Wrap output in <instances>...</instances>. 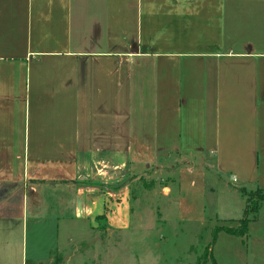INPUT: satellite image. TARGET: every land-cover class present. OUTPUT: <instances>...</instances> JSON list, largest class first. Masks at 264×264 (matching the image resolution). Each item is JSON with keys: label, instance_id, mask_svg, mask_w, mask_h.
I'll return each instance as SVG.
<instances>
[{"label": "crops", "instance_id": "1", "mask_svg": "<svg viewBox=\"0 0 264 264\" xmlns=\"http://www.w3.org/2000/svg\"><path fill=\"white\" fill-rule=\"evenodd\" d=\"M207 156L264 191V0H0V264L46 221L113 220L140 161Z\"/></svg>", "mask_w": 264, "mask_h": 264}, {"label": "rangeland", "instance_id": "2", "mask_svg": "<svg viewBox=\"0 0 264 264\" xmlns=\"http://www.w3.org/2000/svg\"><path fill=\"white\" fill-rule=\"evenodd\" d=\"M145 163L118 175L107 224L50 220L39 232L30 230L28 264H197L217 227L238 228L244 219L245 199L219 184L212 156ZM261 210L248 236L218 235L211 253L216 264H264V203Z\"/></svg>", "mask_w": 264, "mask_h": 264}, {"label": "trees", "instance_id": "3", "mask_svg": "<svg viewBox=\"0 0 264 264\" xmlns=\"http://www.w3.org/2000/svg\"><path fill=\"white\" fill-rule=\"evenodd\" d=\"M239 191L243 198L246 199L247 204L244 219L241 220L238 228L227 226L217 227L213 233V241L209 244L204 257L197 264H207L209 259L212 257L211 253L213 244L216 242V239L221 232L240 238H243L248 234L251 222L255 220L258 212L262 209V204L264 203V191L259 188L250 189L246 187L239 189ZM213 264H216L214 260Z\"/></svg>", "mask_w": 264, "mask_h": 264}]
</instances>
